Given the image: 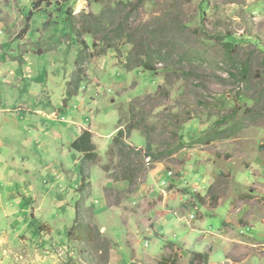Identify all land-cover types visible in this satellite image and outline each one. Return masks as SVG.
<instances>
[{"label":"rangeland","instance_id":"rangeland-1","mask_svg":"<svg viewBox=\"0 0 264 264\" xmlns=\"http://www.w3.org/2000/svg\"><path fill=\"white\" fill-rule=\"evenodd\" d=\"M136 3L0 0V264H190L194 252L208 253V264H264V0ZM99 17L100 33L83 30ZM122 30L137 41L156 30L152 44L169 66L126 68L137 45H125ZM229 36L240 40L235 49L223 43ZM160 87L143 103L153 145L176 149L177 133L188 145L154 162L145 136L132 132L124 141L139 155L125 181L127 157L110 152L113 139L130 104ZM24 119L41 168L30 159L20 167L21 156L11 164ZM84 131L95 135L97 163L71 148ZM83 190L79 225L89 239H70ZM31 193L26 221L16 223L25 203L11 201ZM40 212L54 214L47 239L26 232Z\"/></svg>","mask_w":264,"mask_h":264},{"label":"trees","instance_id":"trees-1","mask_svg":"<svg viewBox=\"0 0 264 264\" xmlns=\"http://www.w3.org/2000/svg\"><path fill=\"white\" fill-rule=\"evenodd\" d=\"M141 1L142 0H137V3L133 5L134 8H137L141 5ZM129 4L131 5V2H129ZM68 15V20L71 23V29L72 31H74V22H73V15L72 14H67ZM104 17H99L96 18L94 23H92L91 26H93V28L90 27H85L83 28L84 31L89 32L90 30V34H93V30L95 33H100L101 29H103V25L101 23V20ZM123 25H121V28H118L119 31H121V29L123 28ZM26 31V30H25ZM120 39L124 38V36L126 37V41H125V45L129 44V43H134L137 45V49L135 50H131L129 55L127 56V63L125 64L126 68L133 70L135 68H143L149 71H152L153 73H155L157 71L156 68H154L153 62L157 61V63H164L166 64V67H168L169 65H167V59L169 57V54H164L163 51L161 49L158 48V50H156L154 47V45L152 44L155 41V37L157 38V31L153 30L149 35V38H141V40L137 41L136 39L133 38V36L128 35V33L126 34V32H124V30H122ZM107 37V36H106ZM104 38L103 42H107L108 43V38ZM247 37H243V39H245ZM250 40V39H249ZM225 45H227L228 47H230L231 49H235V47H237L240 43V40L238 38H234V37H227V39L224 40L223 42ZM88 46V44H86ZM142 45H145L147 47L145 52H140L138 50L139 47L142 48ZM94 46H96V44H94ZM121 48L124 46L119 45ZM89 47V46H88ZM118 48V46H117ZM120 48V51H121ZM108 49H114L113 46L108 44ZM85 52H81V50H79V57L76 61V63H82L85 59H86V54H84ZM172 69V68H171ZM79 80H81L79 78ZM165 89L160 87L159 91H158V95H148V97H139L136 98L129 106V124L125 129H121L117 135L114 137L113 139V146L112 149L110 150V152L114 153V150H116V155L120 156L123 159V156H126V160L124 162H127V164L124 166V174L120 176L123 180L125 181H133V179H131L130 174L131 172L134 170V168L136 167V165L133 163V161L131 160V155L135 154V155H139L137 153H135V151L130 148L126 143H125V139L129 138L132 134V132L134 131H138L140 133H142L146 140H147V144H146V155L149 156L150 158L153 159L154 162H159L161 160H165L167 159V157L169 155H173L175 152H177L178 150H180L181 147L183 146H187L188 145V140L185 138V134H181L179 135L178 133L176 134L177 137L175 139V142H178V146L176 147V149L174 148L171 151H166L164 153H158L156 147L153 145V128H151V125L146 124L148 122V119H150L152 116L149 113V115L146 114L145 107L143 106V103H145V100L149 99L152 100L155 97L159 96V94L161 95V93L164 91ZM152 112V111H151ZM184 132V131H183ZM175 134L173 133V136ZM71 148L79 153H81L83 155V158L86 162H91V163H97L98 162V154H97V148L96 145L93 142V135L91 132L89 131H84L79 137H77L71 144ZM138 171L134 172V175H136ZM81 173L83 176H88L87 173L84 170V167L81 170ZM128 173V174H126ZM119 176H117L118 178ZM119 180V178L117 179ZM84 186H82V189H84V187L86 186V184L83 183ZM81 190V189H80ZM85 190V189H84ZM84 190L80 193V200L77 202L76 204V210H77V219L74 223V225L68 230L67 235L68 238H75L76 240L79 239H83V237L89 239V227L87 225H79V215H80V210L83 209L81 208V206L83 205V195L82 193L84 192ZM75 233V234H74ZM74 234V235H73ZM74 236V237H73ZM209 262V254L208 253H201V252H194L191 254V258H190V264H208ZM163 264V263H161Z\"/></svg>","mask_w":264,"mask_h":264},{"label":"crops","instance_id":"crops-1","mask_svg":"<svg viewBox=\"0 0 264 264\" xmlns=\"http://www.w3.org/2000/svg\"><path fill=\"white\" fill-rule=\"evenodd\" d=\"M16 125L18 127V129H17L18 135H14L13 137H20V138H22L23 142L21 143L20 147L17 148L19 150V152H17L16 149H13L12 152L9 151V154L10 155L12 154V157H13L11 164H13L14 166L19 165L18 164L19 162H18V159L17 158H18V156H21V158L23 157V160H22L23 162H22V165H20V167H22L23 165H29V163H27L26 160L27 159H30L35 164V166H37L38 168H41L34 161V158H37V154H36L37 152H36V150H33L34 149L33 146H30V144H29V142H30L29 140L31 138V134H32V131L33 130L31 129V127L26 130V126L27 125H30L31 126V122L30 121H26L24 119L23 125L21 124V122H20V124H16ZM91 132L93 133V131H91ZM75 136L77 137L78 136V133H76ZM94 137H95V135H93V142H94V144H96L95 141H94ZM35 138L36 137H34V139ZM69 142H70V144H72L71 141H69ZM43 149H45V148H43ZM0 163H1V160H0ZM48 168H49V165H46L43 168V170L47 171ZM34 171L35 170L32 169L31 172L30 171H27V173H31L32 174ZM52 176L55 177L53 174H51V178H52ZM59 180H60V178L57 176V180L55 182H53V185L52 186L56 185ZM45 194H47L50 197L49 200L53 201L52 204L54 206L56 204L57 198H51V189H45ZM34 197H35V195H33L31 193L28 196H24L23 195L21 198L20 197L19 198H17V197H14L13 198V200L11 201V204L14 202L15 205L17 204V205L20 206L21 205V202H20L21 200H23V202L25 203V205L23 207H20V208H17L16 210H14V215L17 216V214H18V217H20V219H21V220L20 219L17 220L16 223L18 221L19 222L22 221L24 223L23 219L26 221V217L28 215L27 213H29L28 208L30 207V205H32L30 203V200L29 199L34 200ZM88 200H91L92 201V199H88ZM39 202H41V201H39ZM90 206L92 207V209L95 210V212L97 211L96 208H95V206H94V202L92 204H90ZM37 215H39L38 214V210H37ZM53 215L54 214H52V213L50 214L49 213V215L43 216L42 213L40 212V217L38 219L37 218L35 220L34 219H31L29 221V223H26V225H25V227L27 228L26 232L30 228L31 229V232H34V233H37L38 231L40 232V235H36V237H38V236L40 237L41 236V238H43V237L46 238V239L49 238L50 237L49 232L50 233H53V234L55 233V230L53 229V226H52V222L53 221H50V219L53 218ZM31 224H33V226ZM36 224H38V225L40 224V226H39L40 228L37 227ZM157 230H155V231H157Z\"/></svg>","mask_w":264,"mask_h":264},{"label":"built area","instance_id":"built-area-1","mask_svg":"<svg viewBox=\"0 0 264 264\" xmlns=\"http://www.w3.org/2000/svg\"><path fill=\"white\" fill-rule=\"evenodd\" d=\"M148 163H150L149 160H148ZM192 218H194V217L192 216Z\"/></svg>","mask_w":264,"mask_h":264}]
</instances>
